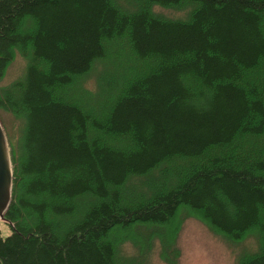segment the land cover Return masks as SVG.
Segmentation results:
<instances>
[{"label": "trees", "instance_id": "obj_1", "mask_svg": "<svg viewBox=\"0 0 264 264\" xmlns=\"http://www.w3.org/2000/svg\"><path fill=\"white\" fill-rule=\"evenodd\" d=\"M1 110L22 127L0 264H145L112 233L183 208L264 264V0H0Z\"/></svg>", "mask_w": 264, "mask_h": 264}, {"label": "rangeland", "instance_id": "obj_2", "mask_svg": "<svg viewBox=\"0 0 264 264\" xmlns=\"http://www.w3.org/2000/svg\"><path fill=\"white\" fill-rule=\"evenodd\" d=\"M154 9L166 16L184 17L188 12L187 8L179 9L157 4ZM26 63V59L18 52L2 82L8 83L23 75ZM95 66L82 79L84 85L90 89L96 87V78L102 63H96ZM0 118L8 145L11 146L10 140H16L19 136L22 120L6 110L0 111ZM0 229L4 235L11 231L10 225L2 217H0ZM255 235H249L240 242H229L221 234L212 230L199 215L187 208L182 209L176 221L168 224L165 232H158L152 226L143 225L129 230L117 228L112 233L124 256L142 260L145 264H170L173 257L178 258L179 264H238L242 252L258 249L260 240ZM146 236L151 242L149 245ZM166 236L170 237L167 249L164 245Z\"/></svg>", "mask_w": 264, "mask_h": 264}, {"label": "water", "instance_id": "obj_3", "mask_svg": "<svg viewBox=\"0 0 264 264\" xmlns=\"http://www.w3.org/2000/svg\"><path fill=\"white\" fill-rule=\"evenodd\" d=\"M13 166L7 136L0 118V217H4L11 199Z\"/></svg>", "mask_w": 264, "mask_h": 264}]
</instances>
